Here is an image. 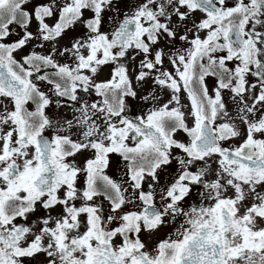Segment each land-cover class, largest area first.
<instances>
[{
  "label": "snow or ice",
  "instance_id": "1",
  "mask_svg": "<svg viewBox=\"0 0 264 264\" xmlns=\"http://www.w3.org/2000/svg\"><path fill=\"white\" fill-rule=\"evenodd\" d=\"M0 264H264V0H0Z\"/></svg>",
  "mask_w": 264,
  "mask_h": 264
}]
</instances>
